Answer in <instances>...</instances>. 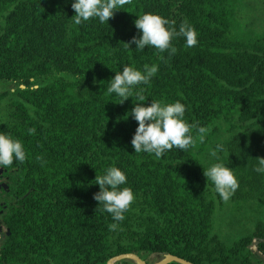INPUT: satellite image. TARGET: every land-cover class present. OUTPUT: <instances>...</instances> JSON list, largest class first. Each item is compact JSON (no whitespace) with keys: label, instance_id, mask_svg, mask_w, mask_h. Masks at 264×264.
<instances>
[{"label":"trees","instance_id":"obj_1","mask_svg":"<svg viewBox=\"0 0 264 264\" xmlns=\"http://www.w3.org/2000/svg\"><path fill=\"white\" fill-rule=\"evenodd\" d=\"M245 1L252 5L131 0L108 22L93 17L77 25L75 0H0V133L26 153L23 163L13 160L16 201L2 264H107L123 253L147 263L174 254L194 264H264V221L231 244L213 231L216 208L264 200V173L254 171L264 156V10L260 32L241 35ZM144 13L177 32L187 21L197 44L174 36L175 54L126 47L142 35L135 20ZM145 64L158 71L132 97L119 103L107 92L125 65L143 72ZM141 90L146 100L136 102ZM152 100L185 106L183 119L196 125L194 146H174L159 158L135 152L138 122L130 112ZM199 127L207 129L202 143ZM215 163L239 183L227 201L204 175ZM109 167L126 174L120 188L134 194L122 221L94 199L97 173Z\"/></svg>","mask_w":264,"mask_h":264},{"label":"clouds","instance_id":"obj_2","mask_svg":"<svg viewBox=\"0 0 264 264\" xmlns=\"http://www.w3.org/2000/svg\"><path fill=\"white\" fill-rule=\"evenodd\" d=\"M131 3V0H75L72 8L75 15L72 16L74 23L79 25L82 21L98 17L100 22H108L118 9ZM169 21L158 14L144 13L135 20V26L142 35L133 36L126 42V47L136 45L138 51L144 50L146 46H152L160 52L170 50L175 54L177 49L171 46L174 36H183L186 39L187 47H194L197 44V32L187 21L181 23L177 32L174 23L168 26ZM157 66L144 65V71L125 65L122 71L116 72L107 88L109 94H116L121 97L119 103H123L132 97V88L138 84H147L157 73ZM95 82V81H94ZM136 102L146 100L145 96L137 92ZM131 116L138 122V128L131 140L135 152L154 153L157 158L164 152L171 150L174 146L187 150L194 146L196 141L191 135L195 124L189 125L184 119L185 106L179 101L173 104L162 105L159 101L152 100L150 105L135 103L131 109ZM199 140L202 143L207 129L199 127ZM216 156V151H212ZM26 158L23 145L19 140H14L10 135L0 133V168L12 165L16 159L23 163ZM258 166L254 171L264 173V156H257ZM207 180H211L221 198L227 201L238 189L239 183L233 171L222 163H215L208 169H204ZM100 186V191L94 194V199L103 204V210L111 213L115 221L124 219V212L128 210L134 201V194L128 187L120 188L125 184L126 174L118 167H109L106 174L95 178ZM117 224L109 225L110 230H115Z\"/></svg>","mask_w":264,"mask_h":264},{"label":"rangeland","instance_id":"obj_3","mask_svg":"<svg viewBox=\"0 0 264 264\" xmlns=\"http://www.w3.org/2000/svg\"><path fill=\"white\" fill-rule=\"evenodd\" d=\"M246 6L242 7L238 32L241 35L257 34L262 29L264 6L259 0H252V5L245 1ZM255 23L252 25V22ZM264 221V200L251 204L240 205L237 202L225 204L216 208L214 212L213 231L226 243L231 244L238 240L248 230L254 229L257 221ZM255 246H253L254 248ZM116 262L115 264H117ZM156 262L148 263L153 264Z\"/></svg>","mask_w":264,"mask_h":264},{"label":"flooded vegetation","instance_id":"obj_4","mask_svg":"<svg viewBox=\"0 0 264 264\" xmlns=\"http://www.w3.org/2000/svg\"><path fill=\"white\" fill-rule=\"evenodd\" d=\"M14 164L0 168V264L3 262L2 253L12 236L9 223L11 209L15 204Z\"/></svg>","mask_w":264,"mask_h":264},{"label":"water","instance_id":"obj_5","mask_svg":"<svg viewBox=\"0 0 264 264\" xmlns=\"http://www.w3.org/2000/svg\"><path fill=\"white\" fill-rule=\"evenodd\" d=\"M254 244L251 245V248H253ZM255 249V247L253 248ZM122 259H132L134 260L137 264H148L145 260H143L139 255L135 253H123L120 255H117L111 259H109L107 264H115L116 262L122 260ZM171 262H177L179 264H194L187 259L183 257H179L174 254H167L164 258L161 260L157 261L156 263L153 264H169Z\"/></svg>","mask_w":264,"mask_h":264}]
</instances>
